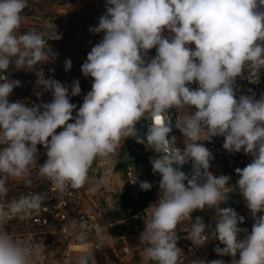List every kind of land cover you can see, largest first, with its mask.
<instances>
[{
    "label": "clouds",
    "instance_id": "obj_1",
    "mask_svg": "<svg viewBox=\"0 0 264 264\" xmlns=\"http://www.w3.org/2000/svg\"><path fill=\"white\" fill-rule=\"evenodd\" d=\"M28 7V0H0V264H41L46 252L31 233L18 241L5 229L13 219L27 220L40 213L46 199L30 193L6 200L10 178L30 187L32 170L39 165L38 175L61 194L86 186L95 193L98 186H89L94 161L111 162L121 140L128 137L158 154L150 163L161 176L160 197L145 210L141 264H184L183 251L177 247L176 229L181 224L197 247L217 239L224 247L217 246L215 252L231 256V264H264V215H257L264 213V97L237 99L234 90L236 78L245 70L253 81L264 69V0H106L98 25L89 29L104 35L82 64L83 75L92 77L93 83L75 117L76 105L69 95L81 93L79 80L69 93V86L42 79L40 84L52 92L48 103L29 107L9 102L21 82L4 73L10 66L33 70L48 61L52 54L47 41L62 38L48 21L43 30L22 34L23 11ZM166 30L171 38L165 36ZM153 48L156 55L146 59ZM71 66L66 59L65 70ZM193 83L198 86L192 88ZM172 108L185 111L175 121L185 138L183 149L176 147L175 136L169 138ZM142 118L151 122L146 140L136 133ZM58 128L63 130L57 133ZM216 136L224 137L228 152L243 150L253 157L243 169H235L236 187L254 220L244 239L239 234L247 229L238 227L244 217L231 207H220L234 190L231 178L208 171L214 157L201 142ZM37 145L46 149L43 164H37ZM189 161L190 175L181 170ZM101 183L107 186L106 180ZM140 188L147 191L152 185L143 181ZM206 206L216 211L211 233H206L209 226L201 217L195 222L191 217ZM71 227L75 240L84 245L88 221H72ZM95 236V250L109 246L112 237L105 227L95 226ZM94 252L85 247L63 264H96ZM192 264L225 261L198 259Z\"/></svg>",
    "mask_w": 264,
    "mask_h": 264
},
{
    "label": "built area",
    "instance_id": "obj_2",
    "mask_svg": "<svg viewBox=\"0 0 264 264\" xmlns=\"http://www.w3.org/2000/svg\"><path fill=\"white\" fill-rule=\"evenodd\" d=\"M98 21L93 20V22L86 28L85 35L89 38H95L99 33L91 32L89 29L98 25ZM165 36L170 37V34L165 31ZM156 55V49L153 48L149 50L146 59L154 57ZM5 75V74H4ZM56 77L55 68L49 63H42L34 71V76L26 80V85L33 83H39L42 79H54ZM33 82V83H32ZM41 85V84H40ZM42 86V85H41ZM43 87V86H42ZM235 93L238 99L240 95L254 96L256 100L264 97V69L260 70V74L253 81L248 79V73H243L242 76L237 77L235 81ZM23 89L21 86L13 89V92L9 96V102L21 101L26 104H34L35 100L33 97L23 96ZM39 96L45 101V103L52 101V92L46 90L43 87L42 93ZM78 107L73 110V117L76 116ZM172 115L175 118H182L181 112L177 109L172 108ZM194 110V109H193ZM169 115V114H168ZM170 116V115H169ZM179 116V117H178ZM171 117V116H170ZM146 124V133L150 125L148 119H143ZM74 122L73 121H69ZM62 128H58L56 131L59 133ZM172 136L176 137V147L183 149L184 136L179 129L172 126V131L169 134V138ZM179 138L180 140H177ZM50 139V138H49ZM201 143L206 146L210 152L213 154V159L210 161L209 172L214 176L228 175L231 179L229 180V186L233 187L234 190L228 194L229 199L226 203H221L220 207H231L233 208L238 216H243L244 221L238 223V227L241 229H247V233L241 232L239 234L240 239H244L247 234L251 232V226L248 225L247 218L244 214L240 213L236 206H233L230 201L232 194H240L238 187H236V181L239 179L235 169H243L249 163L252 162L253 157L251 155H246L243 150L239 153H230L223 148L224 137L216 136L213 137L211 141H202ZM38 151H46L42 145H37ZM144 151L146 153H156L154 150L146 148L144 145ZM179 167L178 165H175ZM185 173H192V161L185 164L182 169ZM105 173L104 165H99L93 168L89 174L93 178H99ZM127 186L131 188H136L140 181L134 177L132 171L128 169L125 173ZM133 178L135 183L132 182ZM203 178V177H202ZM186 183V181H185ZM31 192H28L30 194ZM40 194L44 195L46 199L43 201L42 209L40 213L34 214L31 218L27 220L13 219L6 226L5 229L11 233L15 239L18 241L22 240L27 233L32 234L34 241L41 242L45 246V259L41 264H63L64 260L68 257L75 256L72 248L88 247L89 250L94 252V259L96 264H112L109 262L105 247L95 250L96 236H95V226L99 225L105 228L111 227L110 225H103L101 223L102 212L101 207L103 204V196L101 194H95L89 196L86 192V187L79 190L69 189L67 193L61 194L58 190L50 184L49 181L45 180L44 188L39 191ZM155 197L158 201L160 197V189L157 187L155 189ZM87 205L90 206V210L87 209ZM264 215V213H258ZM192 222H195L196 217H201L203 222L209 227L206 228V233H211L215 229L216 225V211L213 208H208L207 206L203 210H194L191 214ZM81 218H84L89 223L88 237L84 245H81L75 240L73 235V229L71 227V222H79ZM135 221L141 220V215H135L133 217ZM179 229V242L178 247L183 251V262L184 264H192L190 261V254H195L199 260L208 261L201 251L193 245L192 241L187 239V232L185 231V225H178ZM13 231H15L13 233ZM205 244H210L215 251L217 246L224 247L217 239L210 238ZM123 256H128L127 249H123ZM239 259V254L235 257ZM231 257L225 262V264H231Z\"/></svg>",
    "mask_w": 264,
    "mask_h": 264
},
{
    "label": "crops",
    "instance_id": "obj_3",
    "mask_svg": "<svg viewBox=\"0 0 264 264\" xmlns=\"http://www.w3.org/2000/svg\"><path fill=\"white\" fill-rule=\"evenodd\" d=\"M157 156V153H146L144 144L137 143L135 137H128L124 141L121 140L120 146L111 158V162L94 161L89 170L90 172L93 168L102 164L104 165L105 173L111 172L110 176H106L104 173L97 179L89 174V186L96 185L98 187L95 193H90L87 190L88 186H86V192L89 196L97 193L103 196L101 223L105 226L112 224L111 227L106 228L112 238L109 240V246H105L108 260L112 264H141L140 253L143 246L139 237L145 227V210L157 202L155 189L159 187L161 179L158 173L153 172L150 163V158H156ZM174 167L176 166L174 165ZM128 169L132 171L134 177L140 182L147 181L151 183L152 188L145 191L140 188V184L136 188L128 187L125 177ZM186 174L190 175L191 173L188 172ZM102 180L107 181V186L101 183ZM201 180L203 181V178ZM185 185L187 186V181ZM230 201L240 213L245 215L248 225L252 227L254 220L243 196L241 194H233L230 197ZM87 209L90 210L89 205H87ZM138 214L141 215V220L135 221L133 217ZM176 231L179 237L178 227ZM179 239L177 240V247ZM84 248H72L71 250L77 255ZM124 248L128 251L127 257L123 256L122 251ZM197 248L208 261L220 259L226 262L231 258V256L218 255L210 244ZM87 249L89 250L88 247ZM194 260H198V257L195 254H190V261Z\"/></svg>",
    "mask_w": 264,
    "mask_h": 264
},
{
    "label": "rangeland",
    "instance_id": "obj_4",
    "mask_svg": "<svg viewBox=\"0 0 264 264\" xmlns=\"http://www.w3.org/2000/svg\"><path fill=\"white\" fill-rule=\"evenodd\" d=\"M28 3L29 7L23 11L26 19L22 24L21 33L23 34L27 30L41 31L44 28L45 21H48L52 22L57 32L62 34V38L59 40L47 41L52 55L48 61L42 63H49L55 68V80L69 86V93H71L70 86L72 83L79 80L81 93L76 96L69 95L70 102L79 108L84 97L91 91L93 83L92 77L83 75L81 71L82 64L86 61L91 48L101 42L104 35L101 32L95 38H89L85 35V30L93 20L99 22V18L106 11V0H28ZM190 47L194 49L195 45H190ZM66 59H70L72 62L71 68L67 71L65 70ZM42 63L38 64L33 70L16 69L14 66H10L4 73L10 80L21 82L22 95L33 97L34 104L45 103L42 97L39 96V93L43 91V87L39 83L33 82L27 87L25 82L34 76V71ZM244 73H247V70ZM197 86L195 83L191 85L192 88ZM25 105L31 107L33 104L25 103ZM180 112L182 115L185 114L183 109ZM177 140L180 139L177 138ZM46 159V151L37 152V164H43ZM38 167L39 165L32 170L30 176L32 184L30 187L25 186L23 181L9 179L7 185L9 192L6 200L18 199L20 196L28 194V192L39 193L44 188L45 179L38 175Z\"/></svg>",
    "mask_w": 264,
    "mask_h": 264
},
{
    "label": "trees",
    "instance_id": "obj_5",
    "mask_svg": "<svg viewBox=\"0 0 264 264\" xmlns=\"http://www.w3.org/2000/svg\"><path fill=\"white\" fill-rule=\"evenodd\" d=\"M168 114L171 116V120H172V126L175 127V118L174 116L172 115V111L169 109L168 110ZM136 133L138 136L142 137V138H145L146 140V124L144 122V120H141L139 121L136 125Z\"/></svg>",
    "mask_w": 264,
    "mask_h": 264
}]
</instances>
